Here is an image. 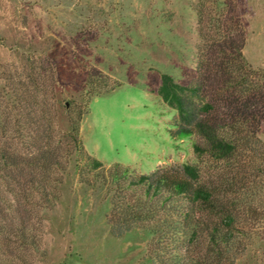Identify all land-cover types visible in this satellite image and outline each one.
Here are the masks:
<instances>
[{"label": "rangeland", "instance_id": "rangeland-1", "mask_svg": "<svg viewBox=\"0 0 264 264\" xmlns=\"http://www.w3.org/2000/svg\"><path fill=\"white\" fill-rule=\"evenodd\" d=\"M210 15L245 34L244 54L264 69V0H0V91L7 71H22L30 60L53 71L59 134L69 132L70 118L78 120L85 150L106 166L93 171L76 152L65 161L44 214L39 250H29L24 264H195L205 255L206 233L192 241L183 232L185 200L161 208L155 198L148 207L152 217L115 237L116 204L123 199L135 204L142 188L121 189L110 167L182 174L189 164L206 178L220 171L194 153L190 140L172 137L175 113L158 95L163 74L181 84L196 80L204 45L198 30ZM96 76H107L108 87L123 85L97 96ZM259 137L264 144V122ZM63 145L70 148L72 141L65 138ZM226 173L262 185L252 189L253 211L247 206L240 216L242 245L233 264H264V158ZM205 219L213 218L196 212L194 222Z\"/></svg>", "mask_w": 264, "mask_h": 264}, {"label": "trees", "instance_id": "trees-1", "mask_svg": "<svg viewBox=\"0 0 264 264\" xmlns=\"http://www.w3.org/2000/svg\"><path fill=\"white\" fill-rule=\"evenodd\" d=\"M248 3L252 7L254 1ZM224 24V18L210 15L207 27L198 30L204 45L196 80L181 84L163 74L158 89L159 98L175 113L172 137L190 140L194 153L207 156L220 171L206 178L189 164L182 174L162 169L141 174L121 164L110 167L111 180L121 189L142 188L135 204L119 194L123 202L116 204L119 217L112 222V234L121 238L138 221L152 217L154 212L148 207L155 198L161 208L185 200L183 232L189 231L192 241L202 232L207 238L206 253L195 264L236 261L243 237L240 216L247 206L253 211L252 189L262 187L246 176L226 173L228 168L242 170L244 163L264 158L259 137L264 122V69L253 66L244 54L245 34L233 33ZM40 65L30 60L22 71L8 70L0 91V264H24L29 250H39L44 214L52 207L65 161L76 152L86 157L93 171L106 168L85 150L78 120L70 118L69 132L59 134L55 74ZM107 81V76L93 77L97 96L123 85L108 87ZM65 138L72 141V147L63 145ZM196 212L213 219L194 222Z\"/></svg>", "mask_w": 264, "mask_h": 264}]
</instances>
